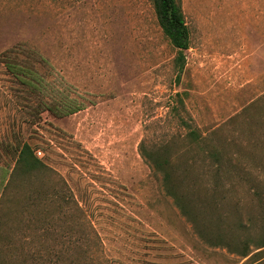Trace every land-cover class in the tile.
Here are the masks:
<instances>
[{"label": "rangeland", "instance_id": "obj_1", "mask_svg": "<svg viewBox=\"0 0 264 264\" xmlns=\"http://www.w3.org/2000/svg\"><path fill=\"white\" fill-rule=\"evenodd\" d=\"M180 1L190 48L177 80V50L153 0H0V52L31 46L47 59L38 66L53 88L82 105L28 121L0 62V139L17 132L44 164L5 187L0 156V230L9 238L0 240V264L50 250L58 264L264 261L256 255L264 248L244 257L208 243L142 155L143 144L171 146L176 176L201 195L208 235L212 227L243 237L239 218L264 212V0ZM191 128L232 159L220 182Z\"/></svg>", "mask_w": 264, "mask_h": 264}, {"label": "trees", "instance_id": "obj_2", "mask_svg": "<svg viewBox=\"0 0 264 264\" xmlns=\"http://www.w3.org/2000/svg\"><path fill=\"white\" fill-rule=\"evenodd\" d=\"M153 3L158 22L164 34L177 50V80H180L187 62L186 50L190 48V30L186 22L181 1L153 0ZM0 62L5 65L8 73L14 78L16 83L15 93L17 98H20L21 102L24 103L23 108L28 121H38L45 111H50L59 117H65L82 109V105L78 104L76 100L65 97L62 92L59 93L53 88L50 84L51 82L38 66L47 63V59L37 50L31 48V46L24 43L13 45L0 52ZM188 136L192 139V142L199 145L202 149L208 147L206 151H208L211 161L210 168L212 176L217 182H220L222 173H230V166H233L232 159L230 157L227 159L224 157L225 154L220 151L218 143L208 142L207 144V141L203 140L205 145L207 144V147L204 146L201 140L202 136L198 129L191 128ZM141 151L150 166L155 169V173L161 175V182L165 193L173 198L175 205L181 213L193 222L198 233L208 243L211 245H226L244 257L251 253L253 246L257 249L264 248V212L257 213L254 217L249 216L247 222L239 218L237 227L245 231L243 237L238 235L227 236L223 232L227 229L212 227H210L211 232L215 234L208 235L207 227H202L200 224L202 223L200 216L201 195L197 197L195 192L191 195L188 190L189 186L181 178L178 179V176H176L177 173L175 169L173 170V159H170L174 156V153L171 152L174 151L171 146L164 148L163 146L157 147L154 151L143 144ZM181 152L179 151L178 153ZM0 156L5 157L6 161H8L1 169V183L5 184V187L8 186L14 174L20 172L32 174L35 171L41 170V167L44 165L42 159L37 156L35 148L30 143L23 141L17 132H13V138L11 139H0ZM11 162L14 163L12 164ZM11 170L12 172H10ZM9 173L12 174H10L11 177L6 182ZM216 186L219 185L217 184ZM216 198L217 194H213L209 199L211 205H213V210L217 206L219 207ZM238 211H240V208L236 204L234 206V214L236 215ZM213 213L219 212L214 210ZM220 221L224 223L221 217ZM5 224V220L0 219V227L5 226ZM2 232L0 230V240L1 238H6L8 241V233L2 235ZM260 251L256 252L258 253L256 255H260L259 258L264 255L263 250ZM47 253L49 254L35 252L29 256L22 254V256H17L21 261L15 257L12 260L14 264H17L16 261L18 264H27V261L29 262L30 259L32 260L31 264H42L51 255L49 264L59 263V253H56L54 250H50ZM262 259L263 257L258 260L260 261L258 264H264V261H261Z\"/></svg>", "mask_w": 264, "mask_h": 264}]
</instances>
